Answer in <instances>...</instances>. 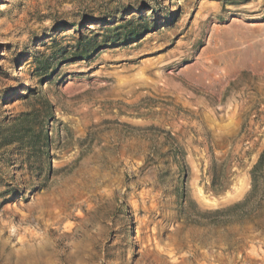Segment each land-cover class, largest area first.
Here are the masks:
<instances>
[{
	"label": "rangeland",
	"instance_id": "374dc122",
	"mask_svg": "<svg viewBox=\"0 0 264 264\" xmlns=\"http://www.w3.org/2000/svg\"><path fill=\"white\" fill-rule=\"evenodd\" d=\"M263 150L264 0H0V264H264Z\"/></svg>",
	"mask_w": 264,
	"mask_h": 264
},
{
	"label": "trees",
	"instance_id": "16d2710c",
	"mask_svg": "<svg viewBox=\"0 0 264 264\" xmlns=\"http://www.w3.org/2000/svg\"><path fill=\"white\" fill-rule=\"evenodd\" d=\"M124 28V25H115L113 28L114 30H120ZM141 32L140 31H133L132 34L130 35V39L136 38ZM118 37V42H123L128 38V33H125V31L120 32ZM77 46V45H76ZM76 49V47H74ZM85 52H88L86 49L84 50ZM40 68V72L38 76H41L42 74H46L47 72V66L42 64L38 67ZM48 111V103L43 101L42 105L35 109L32 108L28 111L20 112L16 118H15V123H16V132H20L19 137H9V139L6 140L4 145H12L16 143H24V140H26V144L29 145V147H37V150L41 152L46 145H47V136L44 134V119L46 118V114ZM34 128H37V132L30 133L31 130L33 131ZM264 157V150L259 158L258 164L261 163L262 159ZM257 164V165H258ZM239 205V203H235L232 205V207Z\"/></svg>",
	"mask_w": 264,
	"mask_h": 264
}]
</instances>
